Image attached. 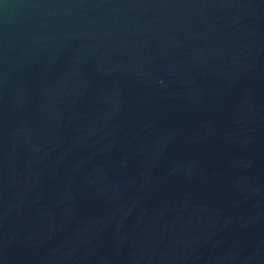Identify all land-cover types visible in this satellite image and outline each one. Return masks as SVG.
<instances>
[{
	"label": "water",
	"instance_id": "1",
	"mask_svg": "<svg viewBox=\"0 0 264 264\" xmlns=\"http://www.w3.org/2000/svg\"><path fill=\"white\" fill-rule=\"evenodd\" d=\"M0 264H264V0H0Z\"/></svg>",
	"mask_w": 264,
	"mask_h": 264
}]
</instances>
